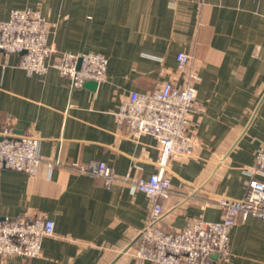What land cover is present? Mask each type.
Listing matches in <instances>:
<instances>
[{
    "label": "crops",
    "instance_id": "obj_1",
    "mask_svg": "<svg viewBox=\"0 0 264 264\" xmlns=\"http://www.w3.org/2000/svg\"><path fill=\"white\" fill-rule=\"evenodd\" d=\"M25 8L52 24L57 53L98 52L109 62L106 81L73 87L52 65L30 75L20 54L0 51V127L11 117L18 134L40 138L44 156L35 174L1 172L0 216L55 222L41 257L0 255V264H153L138 257L151 201L122 179L155 173L159 144L150 134L131 136L115 112L131 91L168 80L197 89L189 130L196 144L167 162L172 190L161 200L162 228L219 221L217 198L244 196L246 168L264 143V0H0V20ZM180 51L191 56L186 72ZM91 161L107 162L118 180L106 187L76 168ZM211 264H264V220L240 218L229 259L213 255Z\"/></svg>",
    "mask_w": 264,
    "mask_h": 264
},
{
    "label": "built area",
    "instance_id": "obj_2",
    "mask_svg": "<svg viewBox=\"0 0 264 264\" xmlns=\"http://www.w3.org/2000/svg\"><path fill=\"white\" fill-rule=\"evenodd\" d=\"M204 2L206 0H196ZM52 24L38 9H13L6 20H0V51L18 53L20 67L28 74L44 75L50 65L71 80L73 87L88 81H106L108 58L98 52H58L49 43ZM56 53L55 61L49 59ZM179 67L186 72L191 56L180 51ZM190 80L199 76L189 72ZM197 106V89L165 81L149 92L131 91L118 106L115 115L119 126L125 125L131 136L153 135L159 144L158 170L148 178L127 174L122 181L131 192H144L151 201L149 220L140 231L138 257L153 264H211L213 255L221 261L230 256V231L240 218L257 216L264 220V143L256 153L253 165L246 168L250 177L241 198L220 196L217 204L222 210L219 221L198 219L174 231H166L161 223L165 214L162 199L168 198L172 182L167 174L171 157L192 153L196 137L189 133L190 113ZM44 162L40 138L18 134L11 117L0 127V175L4 169L35 174ZM51 166L52 164L49 163ZM76 168L92 176L104 178L110 187L118 180L105 161L77 164ZM55 230L53 219L29 214L0 216V255L4 257H41L43 239Z\"/></svg>",
    "mask_w": 264,
    "mask_h": 264
},
{
    "label": "water",
    "instance_id": "obj_3",
    "mask_svg": "<svg viewBox=\"0 0 264 264\" xmlns=\"http://www.w3.org/2000/svg\"><path fill=\"white\" fill-rule=\"evenodd\" d=\"M86 84H89V85H96L98 84L96 81H88Z\"/></svg>",
    "mask_w": 264,
    "mask_h": 264
}]
</instances>
